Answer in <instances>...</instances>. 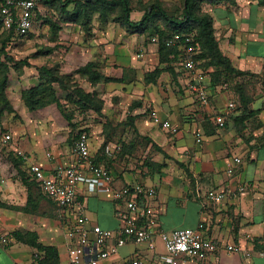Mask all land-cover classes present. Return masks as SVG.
Returning a JSON list of instances; mask_svg holds the SVG:
<instances>
[{"label": "crops", "instance_id": "0c3cea01", "mask_svg": "<svg viewBox=\"0 0 264 264\" xmlns=\"http://www.w3.org/2000/svg\"><path fill=\"white\" fill-rule=\"evenodd\" d=\"M37 4L31 32L41 27L47 29L55 47L42 52L32 49L27 60L31 66L22 69L21 76L15 77L14 65L10 66L13 72L7 95L19 119L8 113L1 117L0 127L13 136L10 146L2 148L9 155L17 150L27 154L28 160L22 166L25 172L32 164H39L49 175L60 165L76 162L73 137L84 127H71L55 104L29 111L21 97L23 90L39 84L36 67L59 66L62 74L72 76L80 87H87V92H97L103 101V117L91 110L80 113L87 116L92 157L109 169L114 187L138 183L154 187L157 194L150 203L157 212L159 230L172 232L204 224L205 235L223 247L204 261L193 260L188 264H264V5L258 0H214L204 4V10L214 19L215 35L223 54L237 70L252 75L234 79L235 84L243 86L248 100L243 107L233 86H212L209 75L210 99L208 105H202L190 91L189 78L179 64L173 62L170 66L169 58L161 62L158 37L149 39L146 33L128 30L111 19L102 21L98 16L93 18L88 33L80 25L58 18L61 26L51 34L52 23L48 18L52 16L41 11L39 0ZM142 15L143 12H133L131 20L138 23ZM29 34L13 36L7 44L16 45ZM6 55L14 53L6 49L3 58ZM89 63H94L96 70L111 81L92 86L87 76L77 73ZM155 70L160 74L155 83H149L146 77ZM230 102L236 105L232 111L228 110ZM148 110L170 120L179 132L173 134L154 125ZM219 115L225 116L223 127L216 122ZM129 118L139 140H148V150L157 151L150 161H143L142 172L128 168L133 162H107L106 156L111 155L116 142L110 138L106 142L100 122L109 119L122 123ZM127 125L123 139L130 134L132 125ZM117 135L116 131L111 134ZM199 137L200 143L196 141ZM103 145L106 156L101 149ZM235 156L241 157L242 163L229 175L227 169ZM240 186H245L246 191L241 193ZM211 190L235 195L214 203L207 198ZM77 194L90 227L117 230L122 226L118 214L122 207L110 195L91 194L83 186ZM27 202L28 190L17 169L0 157V235L10 238L9 245L0 247V264H37L36 257H43L27 241L17 240L14 233L23 236L36 233L41 244L57 249L60 264H68L71 247L68 227L72 216L58 217L44 206L48 204L46 200L36 206V212H25ZM231 244L252 256L228 253L224 247ZM164 254V245L158 238L154 250L146 243L129 242L103 264H130L134 258L159 264Z\"/></svg>", "mask_w": 264, "mask_h": 264}, {"label": "built area", "instance_id": "2783aa9c", "mask_svg": "<svg viewBox=\"0 0 264 264\" xmlns=\"http://www.w3.org/2000/svg\"><path fill=\"white\" fill-rule=\"evenodd\" d=\"M37 0H2L0 4V23L3 28L17 37L27 36L34 28ZM193 34H176L166 42L168 47H176L178 64L189 78L188 87L202 105H208L210 99L207 74L199 67L197 56L200 53L195 44ZM142 55H138L140 58ZM236 108L235 103L228 104V110ZM154 125L173 134L179 128L170 120L162 119L156 111L150 112ZM220 127L225 125V116H217ZM13 141L10 133L0 131V146L8 148ZM196 141L200 143L201 137ZM74 153L76 162L70 166H58L47 175L39 164H32L29 172L39 185L41 192L53 199L65 215L72 216L68 227L71 238L70 260L68 264H103L110 256L115 255L127 243H146L150 250L156 248L157 238L163 243L165 254L160 257L159 264H188L191 261H204L223 248L219 242L205 235V225L200 224L193 229H177L172 232L159 230L158 215L150 203L156 198V189L144 184H128L121 188L113 185V176L108 168L95 163L89 143V134L81 133L75 141ZM16 155L23 161L28 160L26 153L17 150ZM242 163L241 157L232 158L227 169L229 175L234 174L235 167ZM83 186L88 193H105L112 197L122 209L119 218L122 226L117 230L90 227L85 214V207L78 200V191ZM239 191H246L240 186ZM229 191L211 190L207 194L209 201L221 203L234 196ZM10 238L0 235V247L9 245ZM228 253H242L251 257L237 245H226ZM130 264H149L147 261L134 258Z\"/></svg>", "mask_w": 264, "mask_h": 264}, {"label": "trees", "instance_id": "16d2710c", "mask_svg": "<svg viewBox=\"0 0 264 264\" xmlns=\"http://www.w3.org/2000/svg\"><path fill=\"white\" fill-rule=\"evenodd\" d=\"M43 1L47 4L55 2L52 0ZM213 1L184 0L182 17L170 14L158 3L150 4L143 7L144 15L138 23H134L131 20V14L134 10L133 0H59V9L64 16L63 21L65 23L78 24L87 33L91 29L93 18L98 16L102 21H107L112 18L115 23L125 26L128 30L134 29L143 33L148 32L149 38L158 37L161 62H167L169 58L170 66L173 62H179V52L176 47H168L166 45L167 40L176 34H193L195 38L194 42L200 52L197 56L199 67L203 71H207L206 74L210 77L211 85L219 86L227 84L231 87L233 86V89L240 95L241 103L244 107L248 103V100L244 97V88L240 84H235L234 79L239 77L246 78L252 75L237 70L231 60L221 51L215 35L214 19L210 13L204 10V4ZM258 1L260 5H264V0ZM159 21L163 23L159 24ZM51 25L54 28L56 27L54 23ZM0 28L8 34L9 38L14 36L13 33L5 30L1 23ZM20 63L22 66H31L27 61ZM36 69L39 75V84L23 90L21 95L22 101L29 111H37L55 104L69 122L70 126L75 128V115L66 112L63 107L61 97H59L55 89V86H58L66 90L65 92L71 91L65 97L66 104H75L82 108L81 112H86L90 109L98 114H102L103 101L99 99L97 92H87L74 82L72 76L62 74L59 66H41L36 67ZM10 70V67L5 63L0 64V118L5 113H14L7 95ZM77 73L87 76L92 86H96L101 81H111V79L104 77L96 70L94 63H89L85 67L80 68ZM158 74H160V71L155 70L151 75H147V81L149 83H155L159 76ZM70 84H72L71 87ZM147 114H150V110L147 111ZM237 119L243 121L245 117H238ZM128 123L133 126L132 119ZM83 132L88 134L86 130H80L74 135L73 141ZM104 148L105 145L101 149L104 150ZM9 157L11 164L17 169L21 181L28 190V202L23 210L25 212H36V206L46 200L56 207L57 216L63 218L65 209L61 208L53 199L45 196L41 192L38 183L29 170L27 172L22 170L23 160L16 154H10ZM158 167L162 169L163 165H158ZM37 190L38 193L36 192ZM14 234L17 240L27 241L38 252L43 253V257H36L37 264H60L57 249L41 244L39 242V236L36 233H27L24 236L20 233Z\"/></svg>", "mask_w": 264, "mask_h": 264}, {"label": "rangeland", "instance_id": "374dc122", "mask_svg": "<svg viewBox=\"0 0 264 264\" xmlns=\"http://www.w3.org/2000/svg\"><path fill=\"white\" fill-rule=\"evenodd\" d=\"M55 1L52 4L50 3H44L43 0H39V4H40V9L43 13L50 15L52 17H47L49 19L50 23H54V25L56 26V29L51 26V34H55L56 31L59 29L60 24L58 23V18L63 21V14L61 12V10L59 9V0H52ZM64 1V0H62ZM58 2V4H57ZM160 4L162 5V7L164 8V10H166L167 12H169L170 14L176 15V16H180L182 17L183 15V4H184V0H133V7L134 10L133 12H143L144 15V9L143 7L150 5V4ZM142 15V17H143ZM38 17L40 19L41 16H39L38 13ZM57 19V20H55ZM142 19V18H141ZM111 20L113 21V19L111 18ZM56 21V22H55ZM158 21V20H157ZM156 21V23H157ZM163 23L162 21H159V24ZM147 38L148 37V32L146 33ZM150 39V38H149ZM9 40V36L8 34L3 31L0 28V64L1 63H5L8 67L12 66V68H14V76L16 77V75L21 76L22 72L21 70L24 69L26 66H22L20 62H26L28 60V55H30L32 52L31 50L34 49V51H47L50 48H54L55 47V40H50L49 39V34H48V30L45 28H38L37 31H35L34 33H30L29 36L24 39L23 41L19 42L18 44H14L9 45L7 44V41ZM17 41V40H16ZM9 49L11 52L14 53L13 56H4L3 58V54H5V50ZM5 61H2V60ZM28 62V61H27ZM18 67V68H16ZM10 70L9 72V81H8V85L10 83V76L12 75V72ZM72 84H70L71 87ZM87 88V87H86ZM84 88L86 91L87 89ZM55 89L57 91V94L59 95V97H61V100L63 102V107L65 108L66 112L71 113V115H75L74 120H75V126H77V128H83L82 130H87V132H89V128L88 127V123H86L85 118L87 116H84V114H81V109L80 107L76 106L75 104H71V103H65V97L71 92H65L66 90H64L63 88H59L58 86H55ZM104 108V106H103ZM90 109L87 110V112ZM94 111V110H91ZM9 115H13L14 114V118L13 119H19V117L17 116V113H8ZM77 115H81V117L77 116ZM102 115V117L104 116V114H100V116ZM130 118L125 120L124 122L120 123V122H115V121H110L109 119H105L102 122H100V126H104V131H105V137H106V142L108 141V139L110 138V140H114L116 142V145L114 146V148H112L113 152H110L111 155L110 156H106V151L104 150V154L108 161L107 162H111L112 161H119L120 163L123 161H127V162H133L131 165L128 166V168L130 170L134 169V171L139 170L140 172H142L144 170V163L143 161H150L152 159V155L153 153L157 152L155 149H151V151L148 150V146H149V141L148 140H144L141 142L139 140V136H137V133L135 131V127L131 126L130 134L129 136H126L125 139H123V137L125 136L126 131L128 130L127 127V123L129 122ZM1 118H0V126H1ZM82 123V125L80 126L79 123ZM129 124V123H128ZM80 126V127H79ZM0 131L5 132V128L0 127ZM115 131L118 133L117 136H111V134L113 135V133L115 134ZM121 132L124 134L122 136H120ZM105 142V143H106ZM134 143V146L130 143ZM106 149V148H105ZM107 150V149H106ZM103 151V150H101ZM129 156V158H126L125 156ZM154 156V155H153ZM0 157H2L5 160H8L10 162V157H9V151H7V149L2 148V146L0 147ZM131 167V168H130ZM38 193V190L36 191ZM48 202V201H47ZM45 207H47L48 210L54 211L56 214V207L48 202L47 205H44Z\"/></svg>", "mask_w": 264, "mask_h": 264}]
</instances>
